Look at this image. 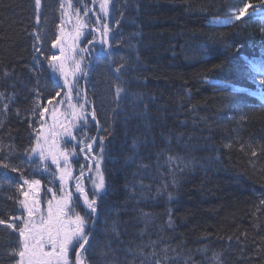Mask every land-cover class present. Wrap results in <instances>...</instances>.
<instances>
[{"label":"trees","instance_id":"obj_1","mask_svg":"<svg viewBox=\"0 0 264 264\" xmlns=\"http://www.w3.org/2000/svg\"><path fill=\"white\" fill-rule=\"evenodd\" d=\"M82 2L89 6L88 0ZM250 2L259 4L258 0ZM60 3L42 0L41 22L36 24L34 0H0V91L15 93L8 111H0V158L8 156L7 162L19 167L24 177L44 183L45 192L50 187L53 191L54 183L42 181L40 172L45 171L29 166L24 151L34 145V129L39 127L31 112L36 99L33 89L39 91L41 107L49 110L47 100L56 90L46 57L57 54L51 42L59 35ZM239 3L113 0L116 10L110 5L105 18L112 29L108 39L113 47H102L109 68L105 60L93 58L97 46L85 43L96 36L86 34L82 39L80 48L89 50L82 55L90 71L80 86L87 83V99L101 127L99 137L107 145L101 163L107 195L99 200L90 241L91 264H127L130 248L153 241L158 248L186 246L181 254L187 256L190 250L197 264L203 259L197 249L205 247L208 255L223 252L224 264H264V251H257L264 249V151H260L264 108L251 97L257 87L248 67L250 59L264 56V34L251 18L253 9L231 25L219 23ZM73 4L81 7L82 16L83 7L77 0ZM93 22L91 17L90 27L96 26ZM37 32L45 54L38 57L40 63L33 59ZM121 64L124 68L117 73ZM6 70L12 73L8 78ZM116 87L123 91L114 105ZM146 93L155 99L151 117ZM57 98H64V93ZM88 123L87 136L95 135L97 128ZM183 141L188 148L180 150ZM250 143L259 152L257 157L251 156ZM241 145H245L243 151ZM170 150L175 151L173 157L192 161L191 167L174 170L167 159ZM134 168L138 169L135 174ZM174 172L175 186L171 184ZM148 182L152 186L146 188ZM16 183H22L18 172L0 168V219L21 212L15 200L22 197L12 186ZM133 199L152 211L150 222L146 215L135 214ZM133 216L138 222L132 224ZM15 236L0 225V264H14L8 249L15 246ZM108 244V255L102 258L99 252ZM175 264L182 261L175 260Z\"/></svg>","mask_w":264,"mask_h":264},{"label":"snow or ice","instance_id":"obj_2","mask_svg":"<svg viewBox=\"0 0 264 264\" xmlns=\"http://www.w3.org/2000/svg\"><path fill=\"white\" fill-rule=\"evenodd\" d=\"M91 2L93 5L98 4V12H96L93 22L94 25H99L98 27H90L87 20L81 19V7L74 6L73 0H61L59 5L62 22L57 26L59 35L51 42L52 48H59V54L46 57L51 73L50 78L56 90L53 97L47 100V104L51 105L53 99L63 92L65 100L68 101V110L61 112L59 107L63 105L64 101H57V106H54L50 112L53 123L47 125V128L45 127L44 116L50 110L48 107H41L39 91L33 89L36 93V99L33 102L34 107L31 112L38 118L39 127L34 129V145L25 149L24 155L27 157L26 162L29 166L35 165L36 168L43 169L45 172L49 171L50 165H55L52 174L59 176L58 189L62 195L57 197L56 193L52 192V188H48L47 191L52 193V197L47 200L45 213L41 209L39 198L40 180L24 177V173L19 167L7 162L8 156L0 158V168L18 172L22 181V183L12 185L22 197L15 200L22 212L19 215H11L7 220L0 219V225L16 234L15 246L8 249V255L15 258L14 264H91L89 255L93 252V246L89 241L92 236L94 216L98 210V201L107 195L105 177L100 168L107 145L104 143L105 138L103 136L99 138V143L95 137L87 136L89 119L94 121L97 127H99V121L94 108L86 107L89 101L84 89L80 86L81 79L87 76L88 68V65L84 63L82 53L89 50L88 48L78 49L77 42L82 36H85V30L88 29V36H91L92 32H96L98 37L86 39V44L95 45L99 43L112 48L113 43H110L108 39L112 29L105 18L109 16L110 5L112 11L116 10L113 0H91ZM77 4L83 7L84 17H87L89 12L94 11V8L84 4L82 0H77ZM41 8L42 0H34L36 24L41 22L39 14ZM249 9H253L252 15L259 13V18L264 20V0H259V4L256 5L250 0H240L239 5L234 8L231 15L219 23L231 25L234 21H240L250 15ZM121 15L123 14L121 13ZM72 16L76 17V23L73 25L72 32L66 33L63 18L70 20ZM211 23L217 22L213 20ZM118 24L119 21H116V26ZM261 32L264 33V27L261 28ZM35 39L37 43L33 47L36 55L33 56V59L40 63L38 57L45 54L41 50L39 43L41 38L38 32L35 34ZM112 39L115 41V37ZM107 55L111 56L112 53L108 52ZM248 63L254 74L252 78L255 80L259 77L258 83L261 86L262 94H264V62L248 61ZM121 68H124L123 64L117 67L115 71L119 73ZM11 75L12 73L7 70L4 72L5 78ZM11 87H15V85L12 84ZM122 91V88L116 87L115 97L117 101H119ZM74 92L79 98L75 104L71 103ZM14 99L15 93L6 94V90L0 91V111L7 112L9 104ZM37 109H39L38 112ZM94 144L96 145L95 152L93 151ZM247 147L251 149V156L257 157L259 155L251 143ZM9 148L12 149L13 146L9 145ZM77 148H79V152L85 153L84 159L86 161H92L95 164L94 176L87 177L92 185L91 198L84 186L85 167L80 166L78 175L73 177L71 160L77 155ZM244 148L245 145L240 146L241 151ZM0 151H3L2 147H0ZM260 151H264V144L260 145ZM167 159L174 166V170L181 172L191 167L193 163L178 155L175 157L169 155ZM141 167L147 166L141 165ZM87 171H93L91 164L88 165ZM4 179L11 183L12 178L8 177L7 174L4 175ZM73 179H75V184L70 186L69 182ZM177 183L174 172L171 184L175 186ZM72 187L79 194L77 199L83 198V204L86 206L84 214L75 211ZM167 195L169 200L173 199L171 192ZM146 219L148 222L151 221L147 214ZM168 224L169 226L172 225L171 219H169ZM112 231L116 232L115 224H113ZM241 235L246 236L247 234L242 233ZM228 239L230 240L231 237ZM110 247V244L105 245L104 248H101L99 255L102 258L106 257L108 255L106 249H110ZM186 251L187 256H183L179 248H158L157 242L153 241L148 244L137 245L134 249L130 248L128 255L131 260H128L127 264H175V260H181L182 264H197L191 251ZM257 251H264V249H257ZM170 253H174V256ZM197 253L203 258L200 264H224L223 252L213 251L211 255H208L209 249L205 247L197 249Z\"/></svg>","mask_w":264,"mask_h":264},{"label":"bare ground","instance_id":"obj_3","mask_svg":"<svg viewBox=\"0 0 264 264\" xmlns=\"http://www.w3.org/2000/svg\"><path fill=\"white\" fill-rule=\"evenodd\" d=\"M96 37H98V35L96 36ZM97 46V48H98V53L99 54H97V55H95V57H93L94 59L95 58H98V59H101V60H99L101 63H103V61L105 60L104 59V56H103V52L101 51V49H102V47H103V45H96ZM106 62H108L107 60H105ZM92 66V62L89 64V67H91ZM109 66H110V62H108V68H109ZM30 74H28V76H29ZM83 89H84V92L86 93V95H87V83L83 86ZM147 94V93H146ZM76 94H75V92L73 93V99H72V101H71V103H77V99H76V97H74ZM146 98H145V100L147 101V105H148V107H149V111H148V114L150 115V117L154 114L153 113V109H152V107H154V104H155V99H153V97L151 96V95H149V94H147L146 96H145ZM57 98V97H56ZM60 100L61 101H66L65 100V98H60ZM104 102H106L105 100H103ZM113 101V103H115L114 105H116V104H118V102H117V99H116V97H114V100H112ZM68 105V101L67 102H65V106H67ZM86 107L87 108H89V109H92V107L89 105V103L86 105ZM96 116H97V114H96ZM95 126V125H94ZM96 127V126H95ZM97 128V130H99L100 129V131H101V127L99 126V127H96ZM92 132V128H89V133H91ZM100 136V133H99V135H91V137H95L96 139H97V142H98V140H99V137ZM179 143V142H178ZM178 143L176 144V146L178 145ZM208 143V142H207ZM186 147V149L188 148V144L186 145V143L183 141L182 143H180V150L181 149H183V148H185ZM207 147H209V143H208V145H207ZM204 150L205 151H209V149L208 148H204ZM169 153H167V154H170V155H174L175 154V151L174 150H170V151H168ZM118 169V168H117ZM138 171V169H136V168H134L133 169V173L135 174L136 172ZM88 171H87V167H85V177L88 175ZM50 174L49 173H46V172H42V174H41V179H42V181H45V180H48V176H49ZM92 176H94V173L92 174ZM48 183V182H47ZM150 186H152V183H147L146 184V188H149ZM40 187L43 189V188H45V185H44V183H41V185H40ZM132 202L134 203V205H135V207H134V211H135V214L137 215V216H140V215H146L147 214V217H150L151 218V220L154 218L153 217V214H152V211H147V210H145V208L143 207V205L141 204V203H139L136 199H133L132 200ZM144 206H145V204H144ZM130 220V222H132V224L134 223V222H138V221H136V220H138V219H136L135 220V217L133 216L132 218H130L129 219ZM96 228V226L94 227V229ZM135 232H136V236L138 235V236H140V231H139V229L136 227L135 228ZM146 230H144L143 231V234H142V237H144L145 235H146ZM137 236V238H140V237H138ZM144 238H146V236L144 237ZM143 238V239H144ZM185 248H186V246H183L182 248H181V253H183L184 252V250H185ZM201 256V255H200ZM199 256V257H200Z\"/></svg>","mask_w":264,"mask_h":264},{"label":"flooded vegetation","instance_id":"obj_4","mask_svg":"<svg viewBox=\"0 0 264 264\" xmlns=\"http://www.w3.org/2000/svg\"><path fill=\"white\" fill-rule=\"evenodd\" d=\"M84 155L85 153H81L79 152V148H77V155L75 157L72 158L71 160V164L73 167V177L75 178L76 175H78L79 172V167L80 166H84L88 168V165L91 164L92 168L94 167V163L92 161H86L84 159ZM55 169V165H50L49 168V176H48V181L53 182L55 185V188L52 192H55L57 197H59L60 195H62V192L59 191L58 189V185L60 184L59 181V176L57 175H53L52 174V170ZM94 173V168L92 172H89L88 175L85 177L84 180V186H85V190L89 193V197L91 198L92 195V185L89 182V180L87 179V177L92 176V174ZM70 186H73L75 184V179H73L72 181L69 182ZM72 192H73V205L75 207V211L80 212L81 214H84V212L86 211V206L83 204V198L80 197V199H77V196H79L78 193L75 192L74 187H72ZM49 197V198H47ZM52 197V195H46L45 197H43V201L41 203V209L42 211H44L46 213L47 210V200L50 199ZM94 220H95V216H94ZM94 226H95V222H94ZM94 226L92 227V235L94 232ZM92 236L90 237L91 240ZM90 242V241H89Z\"/></svg>","mask_w":264,"mask_h":264},{"label":"rangeland","instance_id":"obj_5","mask_svg":"<svg viewBox=\"0 0 264 264\" xmlns=\"http://www.w3.org/2000/svg\"><path fill=\"white\" fill-rule=\"evenodd\" d=\"M92 3V2H91ZM96 7H98V5H94V8H96ZM66 20L68 19V18H65ZM76 19V17H72L69 21H66V22H64V31L66 32V33H70V32H72V30H73V25H75V24H73V25H71V21H73V20H75ZM82 39H83V36L79 39V41L77 42V44H78V49L81 47V44H82ZM54 51H56L57 52V55L59 54V48H54ZM57 101H61V100H58V98H56V99H54L53 100V103L51 104V105H49V106H51L50 107V110L54 107V106H57ZM64 101V100H63ZM65 102H67V101H64V103H63V105L62 106H60L59 107V110L61 111V112H65V111H67L68 110V108H67V106H65ZM51 112V111H50ZM50 112L49 113H46L47 114V117H49V118H45V119H48V122H47V124L45 125V126H47V125H50V124H52L53 123V120H52V117H51V115H50ZM47 128V127H46ZM101 168V167H100ZM48 194H50V192H45V191H42V194H41V188H40V190H39V198H40V202H41V199H42V197L44 196V195H48ZM52 194V193H51ZM50 194V195H51ZM47 198H49V197H47ZM21 212H22V209H21ZM95 224H96V221H95ZM94 231H95V229H94Z\"/></svg>","mask_w":264,"mask_h":264},{"label":"water","instance_id":"obj_6","mask_svg":"<svg viewBox=\"0 0 264 264\" xmlns=\"http://www.w3.org/2000/svg\"><path fill=\"white\" fill-rule=\"evenodd\" d=\"M89 71H90V68L88 69L87 74L89 73Z\"/></svg>","mask_w":264,"mask_h":264}]
</instances>
